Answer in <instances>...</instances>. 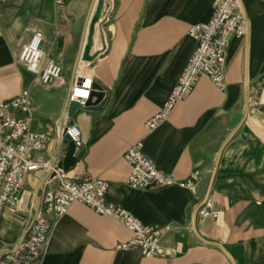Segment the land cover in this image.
I'll return each mask as SVG.
<instances>
[{
	"label": "crops",
	"instance_id": "1",
	"mask_svg": "<svg viewBox=\"0 0 264 264\" xmlns=\"http://www.w3.org/2000/svg\"><path fill=\"white\" fill-rule=\"evenodd\" d=\"M97 4L71 0L58 8L54 0H0V103L32 85L31 128L53 137L37 157L51 165L49 146L61 136L69 94L80 76L92 78L107 102L100 111L83 108L64 117L63 128L77 125L84 144L65 176L107 182V202L161 230V243L177 253L155 258L138 247L119 249L132 234L117 220L74 204L55 225L46 254L32 264H264V89L259 107L248 108L249 88L264 74V0L242 2L248 31L228 47L225 90L200 76L153 132L146 123L164 107L196 51L189 28L211 21L217 0H105L100 21L88 25ZM88 29L95 31L94 60L78 62ZM36 32L45 37L46 59L63 68L49 86L18 62ZM138 142L160 171L195 188L132 189L124 155ZM55 185L48 180L42 194ZM25 191H32L29 183ZM42 200L35 205L32 197L26 211L3 214L0 258L28 233Z\"/></svg>",
	"mask_w": 264,
	"mask_h": 264
},
{
	"label": "built area",
	"instance_id": "2",
	"mask_svg": "<svg viewBox=\"0 0 264 264\" xmlns=\"http://www.w3.org/2000/svg\"><path fill=\"white\" fill-rule=\"evenodd\" d=\"M70 1L54 0V3L56 7L63 8ZM242 2L243 0H217L212 20L189 28L188 36L197 42L196 51L164 107L146 123L148 132H153L168 120L175 106L186 98L200 76H207L220 90H225L228 47L232 39L244 38L248 31ZM44 40V35L36 32L31 41L22 46L18 62L35 76L41 86H49L62 78L63 68L57 62L46 59L42 49ZM94 84L92 78L80 76L72 88L70 103L75 102L85 107ZM32 89L31 85L12 100L0 103V219L6 212L15 214L20 211L21 198L29 176L50 169L55 173L53 180H56V185L46 191L29 232L14 250L0 258V264H32L41 259L48 250L55 225L68 214L74 204L85 205L99 215L120 222L132 234V238L119 249L138 247L145 257L175 256L177 252L174 249L161 243V230L142 224L123 208L107 202V182L101 179L75 182L67 178L66 172L57 165L51 167L50 163L37 157L46 150L53 137L31 128L35 108ZM263 89L264 74L249 88V108L259 107V95ZM61 139H68L76 149L84 146L82 131L75 124L66 125L61 130ZM142 149L143 142H138L124 155L131 167L127 183L132 189H165L175 186L187 190L195 188V183L191 180L179 181L160 171L144 156ZM208 206L210 204L207 202L200 210L202 215L206 214ZM213 217L216 218L217 215L214 214Z\"/></svg>",
	"mask_w": 264,
	"mask_h": 264
},
{
	"label": "water",
	"instance_id": "3",
	"mask_svg": "<svg viewBox=\"0 0 264 264\" xmlns=\"http://www.w3.org/2000/svg\"><path fill=\"white\" fill-rule=\"evenodd\" d=\"M105 0H98L97 7L95 9V12L89 16L88 25L91 22L92 24H96L100 21L102 10L104 7ZM90 23V25H91ZM88 28V27H87ZM86 61V62H92L94 60L93 57L90 56V49L84 48L81 52L78 62L80 60ZM70 95L67 100V103L65 105V108L63 110V116L62 120L60 122V128L63 129V119L65 116L68 118H71L77 111L86 108L90 110L100 111L104 108L107 102L106 93L104 92L103 88L99 86L98 84H94L93 92L91 94L90 100L86 103L85 107H83L80 104H77L75 102L70 103ZM249 108V107H248ZM246 111V115L248 114V109ZM73 123H69L67 125H72ZM55 149L54 156H51L53 150ZM76 147L75 145L70 142L68 139L62 140L61 136L57 141H54L49 146V159L51 160V167H54L57 165L58 168L62 169L64 172H67L70 170V168H73L78 163V157L76 156ZM62 158V159H61ZM216 175V170L214 173V177ZM55 177V173L51 170L49 171H38L34 173L33 175L29 176L28 183L32 191L35 193L34 196L32 194V191H25L22 195L21 202H20V210L26 211L28 208V205L30 203V200L32 197H34V203L35 205L40 202V199H42L45 196V193L42 194V188L47 183L48 180H53ZM207 198L205 200V204L208 202ZM39 209H37V212ZM30 230V229H29ZM29 232V231H28ZM218 245L220 248L222 246ZM222 250L228 255V257L233 261L230 254L222 248ZM234 262V261H233Z\"/></svg>",
	"mask_w": 264,
	"mask_h": 264
},
{
	"label": "bare ground",
	"instance_id": "4",
	"mask_svg": "<svg viewBox=\"0 0 264 264\" xmlns=\"http://www.w3.org/2000/svg\"><path fill=\"white\" fill-rule=\"evenodd\" d=\"M94 34H95V31L94 30L88 29V33H87V43H86L85 48L91 49V47L93 45Z\"/></svg>",
	"mask_w": 264,
	"mask_h": 264
}]
</instances>
